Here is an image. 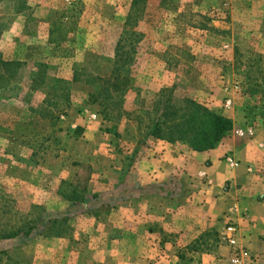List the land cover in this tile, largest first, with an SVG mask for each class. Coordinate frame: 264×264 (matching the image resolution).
<instances>
[{
  "label": "rangeland",
  "instance_id": "374dc122",
  "mask_svg": "<svg viewBox=\"0 0 264 264\" xmlns=\"http://www.w3.org/2000/svg\"><path fill=\"white\" fill-rule=\"evenodd\" d=\"M0 57L20 63L0 86V235L31 229L0 241V264H189L228 246L211 231L164 247L179 233L148 219L171 205L162 189L135 197L145 216L131 246L117 210L132 194L98 175L145 155L166 101L239 121L240 138L264 125V0H0ZM180 122L162 128L173 143Z\"/></svg>",
  "mask_w": 264,
  "mask_h": 264
},
{
  "label": "crops",
  "instance_id": "0c3cea01",
  "mask_svg": "<svg viewBox=\"0 0 264 264\" xmlns=\"http://www.w3.org/2000/svg\"><path fill=\"white\" fill-rule=\"evenodd\" d=\"M244 128L233 120V129L214 149L204 152L173 143L161 133L159 138H152L145 155L124 172L122 166L99 169V188L119 187L123 193L132 194L117 210L119 228L131 222L130 234L123 237L121 232V239L129 237L131 246L138 241L136 225L145 214L135 197L149 198L153 196L151 190L162 189L158 193L164 194L162 199L171 205L163 208L159 218L151 215L148 219L162 222L166 232L179 233L175 243L162 238L164 247H180L183 239L198 238L205 232L221 234L228 223H233L239 246L246 249L255 264H264V125L252 127L251 135L244 138L234 134ZM89 134L86 128V148L93 151L97 144L88 138ZM226 156L237 165H231ZM104 201V206L118 204L106 197ZM230 255V248L219 243L212 252L197 255L189 264H229Z\"/></svg>",
  "mask_w": 264,
  "mask_h": 264
},
{
  "label": "trees",
  "instance_id": "16d2710c",
  "mask_svg": "<svg viewBox=\"0 0 264 264\" xmlns=\"http://www.w3.org/2000/svg\"><path fill=\"white\" fill-rule=\"evenodd\" d=\"M59 29L54 26L49 32V42L55 43L58 39L54 38V33ZM65 37L60 36V40ZM20 67L17 61L4 60L0 57V86L9 85L16 79V72ZM183 105L180 108L174 107L171 101L166 103L156 110V115L150 126L149 136L159 138L162 133V128L166 125L171 117L180 115L181 122L178 125L181 141L190 150L195 152H204L214 149L233 128V121L219 113H215L207 107L193 101L189 98H184ZM65 220L52 219L49 222L48 230L58 236L61 234V224ZM30 228H26L20 232L0 235V241L3 239L15 238L19 235L29 237Z\"/></svg>",
  "mask_w": 264,
  "mask_h": 264
},
{
  "label": "built area",
  "instance_id": "2783aa9c",
  "mask_svg": "<svg viewBox=\"0 0 264 264\" xmlns=\"http://www.w3.org/2000/svg\"><path fill=\"white\" fill-rule=\"evenodd\" d=\"M250 135L252 131L250 130ZM240 136L244 135L241 131L238 132ZM227 161L236 166L238 162L234 161L233 158H227ZM221 240L225 241L230 247L231 255L229 264H255L254 258L248 254L245 250L239 248L237 239V228L233 223H228L221 233Z\"/></svg>",
  "mask_w": 264,
  "mask_h": 264
}]
</instances>
